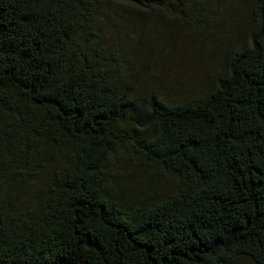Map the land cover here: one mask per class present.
Here are the masks:
<instances>
[{
    "label": "trees",
    "instance_id": "trees-1",
    "mask_svg": "<svg viewBox=\"0 0 264 264\" xmlns=\"http://www.w3.org/2000/svg\"><path fill=\"white\" fill-rule=\"evenodd\" d=\"M211 2L0 0V264H264V0L200 93L127 53L158 15L209 33ZM126 159L174 187L132 201Z\"/></svg>",
    "mask_w": 264,
    "mask_h": 264
},
{
    "label": "rangeland",
    "instance_id": "rangeland-1",
    "mask_svg": "<svg viewBox=\"0 0 264 264\" xmlns=\"http://www.w3.org/2000/svg\"><path fill=\"white\" fill-rule=\"evenodd\" d=\"M243 1L212 0L210 18L216 19L214 28L207 34L205 31L196 33L184 22L164 15H158L150 24L131 28L135 36L130 40L132 45L127 48V53L141 63H136L134 69L147 76L141 88H156L172 99L200 93L207 83V75L222 66V48L228 38L238 41L245 31V22L237 20L240 16L243 18ZM122 163L131 172L136 169L135 175L138 174L132 178L133 184L128 191L132 201L138 202L174 187L172 180L151 169L144 171L145 177L154 181L152 186H147L141 178V164H134L129 159ZM236 264L252 263L242 258Z\"/></svg>",
    "mask_w": 264,
    "mask_h": 264
}]
</instances>
